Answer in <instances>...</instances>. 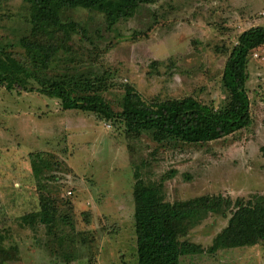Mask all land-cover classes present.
<instances>
[{
    "label": "rangeland",
    "instance_id": "374dc122",
    "mask_svg": "<svg viewBox=\"0 0 264 264\" xmlns=\"http://www.w3.org/2000/svg\"><path fill=\"white\" fill-rule=\"evenodd\" d=\"M77 24L40 78L74 76L116 112L127 86L146 102L192 97L215 110L229 93L222 82L228 55L245 30L264 27V0H157L130 19L63 10ZM24 0H0V46L25 67L19 41L29 36ZM58 36V35H57ZM252 124L207 144L157 143L60 101L0 87V236L18 258L6 264H137L134 185L163 183L166 202L202 195L247 200L264 194V46L248 56ZM38 79V80H39ZM53 211L50 227L24 216ZM210 215L182 240L206 251L226 227ZM180 264H264V243L180 258Z\"/></svg>",
    "mask_w": 264,
    "mask_h": 264
},
{
    "label": "trees",
    "instance_id": "16d2710c",
    "mask_svg": "<svg viewBox=\"0 0 264 264\" xmlns=\"http://www.w3.org/2000/svg\"><path fill=\"white\" fill-rule=\"evenodd\" d=\"M157 0H24L29 12V36L19 41L32 63V70L3 51L0 46V87L16 93H38L60 101L63 110L90 113L100 121L125 126L137 138L148 133L157 143L175 141L183 144H207L219 141L250 127L252 118L246 83L248 56L264 46V27L243 31L224 65L222 82L229 93L227 104L220 110L203 105L192 97L146 102L127 86L121 110L116 112L95 91L79 88L74 76L59 80L40 78L37 72L47 70L58 55L70 52L68 42L77 24H63V10L81 8L104 15L112 25L120 19L132 18L143 5ZM58 35V36H57ZM39 79V80H38ZM163 183L134 185V231L137 264H180V258L221 249L252 247L264 243V194L247 200L222 195H202L184 201L166 202ZM24 216L33 224L40 220L50 227L53 211L42 209ZM210 215L227 218V225L204 251L199 245L182 240ZM0 236V264L16 261L17 247L5 248Z\"/></svg>",
    "mask_w": 264,
    "mask_h": 264
}]
</instances>
